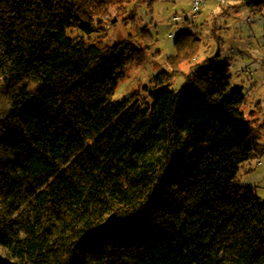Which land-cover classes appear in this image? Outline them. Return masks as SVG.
I'll return each instance as SVG.
<instances>
[{"label":"trees","instance_id":"obj_1","mask_svg":"<svg viewBox=\"0 0 264 264\" xmlns=\"http://www.w3.org/2000/svg\"><path fill=\"white\" fill-rule=\"evenodd\" d=\"M125 3L0 0V264H264V199L235 184L264 156L250 93L217 53L112 101L146 50L69 34L106 36ZM197 41L179 35L172 76Z\"/></svg>","mask_w":264,"mask_h":264},{"label":"rangeland","instance_id":"obj_2","mask_svg":"<svg viewBox=\"0 0 264 264\" xmlns=\"http://www.w3.org/2000/svg\"><path fill=\"white\" fill-rule=\"evenodd\" d=\"M123 9L125 13L120 18L112 6L109 15L101 20L106 36L85 35L79 30L69 34L109 46L130 37L146 50L140 63L127 66L112 101L133 92L139 100L150 102L147 91L154 87L152 78L162 71L171 89L179 90L192 65L218 53L219 59L229 64L232 87L242 86L250 93L243 107L246 117L255 125L264 121V0H205L197 12L192 0H126ZM116 16L120 18L118 23L110 25ZM175 16L185 19L176 24ZM182 33L198 39L196 54L172 76L169 59L178 54L175 42ZM235 184L255 189L264 199V156L245 163Z\"/></svg>","mask_w":264,"mask_h":264},{"label":"built area","instance_id":"obj_3","mask_svg":"<svg viewBox=\"0 0 264 264\" xmlns=\"http://www.w3.org/2000/svg\"><path fill=\"white\" fill-rule=\"evenodd\" d=\"M192 2H193V7H194V12L196 11H198V9H199V7L203 4V3H205V0H192ZM193 18H195V14L192 16V19ZM185 19V16L184 17H182V16H175L174 18H173V21L177 24V23H180L181 21H183ZM191 21V20H190ZM258 165H261L260 164V162H259V164Z\"/></svg>","mask_w":264,"mask_h":264},{"label":"crops","instance_id":"obj_4","mask_svg":"<svg viewBox=\"0 0 264 264\" xmlns=\"http://www.w3.org/2000/svg\"><path fill=\"white\" fill-rule=\"evenodd\" d=\"M264 143V141H262Z\"/></svg>","mask_w":264,"mask_h":264}]
</instances>
